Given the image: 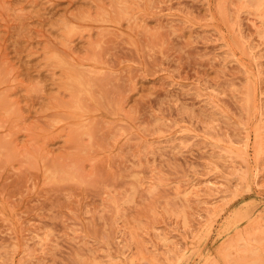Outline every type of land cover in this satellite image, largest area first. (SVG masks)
<instances>
[{
    "label": "rangeland",
    "instance_id": "1",
    "mask_svg": "<svg viewBox=\"0 0 264 264\" xmlns=\"http://www.w3.org/2000/svg\"><path fill=\"white\" fill-rule=\"evenodd\" d=\"M0 264H264L261 0H0Z\"/></svg>",
    "mask_w": 264,
    "mask_h": 264
},
{
    "label": "bare ground",
    "instance_id": "2",
    "mask_svg": "<svg viewBox=\"0 0 264 264\" xmlns=\"http://www.w3.org/2000/svg\"><path fill=\"white\" fill-rule=\"evenodd\" d=\"M261 2H262V4H264V0H261ZM70 82H71L72 86L74 88H76V90L79 92L84 91L88 87L83 80L76 77L75 75H72L70 77Z\"/></svg>",
    "mask_w": 264,
    "mask_h": 264
}]
</instances>
